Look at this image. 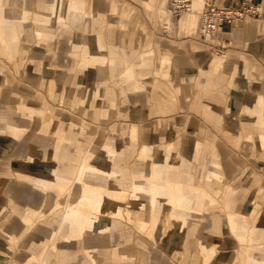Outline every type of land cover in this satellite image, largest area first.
Here are the masks:
<instances>
[{
  "label": "crops",
  "instance_id": "crops-1",
  "mask_svg": "<svg viewBox=\"0 0 264 264\" xmlns=\"http://www.w3.org/2000/svg\"><path fill=\"white\" fill-rule=\"evenodd\" d=\"M40 1H42L41 4L43 5V8L47 10L45 15L48 14V16L41 17L36 13L33 19L35 21V25L38 27L35 31V36L43 42L49 43L52 39V32L49 30V28L54 26V22H63L64 20L72 21L76 30L80 29L81 26L82 28L87 29L83 34L85 37H90L92 35L91 32H93V29L94 31H96L95 29L99 30L98 36L94 38L95 47L93 49L86 47L80 48L81 43H77L76 39H73L72 42L71 54L78 60L76 65L78 66L80 76L82 73L85 74L87 69L86 82L88 84H95L98 82L96 84V89L88 88L84 92L82 101L84 104L97 106L106 100L110 102L109 106L112 107L111 101L115 96V90L113 88H109L108 86L107 88L101 87L106 86L107 84V68L101 66H99V68L92 67L95 65H102L104 61L103 52L107 50L105 45L108 41L110 44V47L107 50L108 53L121 54L120 59L117 60L115 65H109L108 69L110 68L112 70V68H115L117 74L125 72V68L129 70L126 73L127 82H125L123 79L119 81V85L124 84L123 87L121 86L119 88L120 97L124 99V96L126 97L127 93L133 91L137 87L138 78L136 79V77L142 75L141 68L147 66L149 61L143 60L141 65H138V63H132L131 66H126L125 58L128 57L126 56L123 46L126 44V42L121 41V44L118 46L112 45V38L115 34L111 28H108L109 26L107 27L103 20V15H100L99 12L96 13V15H92V6L90 0H54V3L51 2V0ZM119 2L114 0L110 1L108 11H110L112 15H116L118 17V23L114 26H116V28L120 31L125 30L127 26L136 28L139 23L142 29L147 27L144 18L140 14L141 11L138 8L141 3L143 4V7L146 11L153 12L154 18L158 23L160 22L164 25H167V27H171L169 16L167 18L157 13L155 8V6H157V0H137L136 6H131V8L126 6L129 4L127 1L120 0ZM164 2L166 3L167 0H163V3ZM194 2L195 0H192V4L179 21V29L190 32L197 31L198 11L195 12V14H189L192 12L191 8L193 7ZM214 2L218 5L228 3L231 6H239L245 2H250L251 5H254L258 8L260 15L244 16L234 24L224 26L220 36H222L221 41L227 43L229 48L231 47L230 45H237L243 48L245 47L244 45L247 44L253 53L258 50L264 55V42L261 41L264 39V26L256 29L254 26H248L249 24L247 22V20L253 22H264V14H262V9L264 10V0H214ZM6 3H15L18 7L24 8V6L27 5L28 0H0V46L2 47L3 53L9 59L13 60L18 53V31L13 22L4 17L2 14V5ZM61 7L66 13V16L64 15L62 19L59 15H57ZM134 9L136 11H134ZM27 11L28 10L26 9L20 10L17 13L19 16L18 19L24 20L28 16ZM85 16H92V19H84ZM28 30L29 29H27L26 26L23 27L22 30L24 38L27 42L31 41L29 36H32ZM58 35H61L62 37L54 44V46L57 48L56 59L61 61L63 60L64 62L65 53L69 47V37H73L74 35L73 33L63 29H61V32L58 30L56 31V36ZM153 38L159 39V36L154 35ZM172 40H175V38H172L171 42ZM159 42L160 41H158L157 44L161 43ZM167 42L174 45L176 44L174 42ZM256 42L259 43L255 44ZM205 48L208 47H205L202 42L201 44L191 42V45L187 47V50L195 51L200 55L201 58H203L204 53L207 52ZM30 49V56L28 58L30 60H34L35 64L37 62L38 68L43 62L42 70H46L48 64L51 62L49 59L50 56H47L44 50L38 46L31 45ZM161 50L166 52L165 57L162 52L160 53ZM151 52L153 54L156 52L155 55L151 56L156 60L155 74L160 76L159 64H161L162 60H165L164 63L167 62L166 75L167 78H171L172 62L170 59V52L168 50L159 48L156 49V51L151 49ZM97 53H100L98 59L95 62L90 61L89 57L93 54L96 55ZM135 54L136 52L131 51V54L129 55L130 58H128V60L134 58ZM151 57L149 58L150 63L152 61ZM245 57H239L238 63L233 65L234 67L231 70L230 77L227 80V84L230 87L234 82L235 74L240 72L241 78H239L238 84L239 86L243 87L242 89L238 91L235 90L231 93L233 98L242 99V103L236 111L228 109V118L226 121L229 128L228 130L231 132L232 139L234 140V147H237L239 142L244 138L246 142H253L250 147L264 152V92L259 93L253 87L246 86L251 67ZM224 58L225 56H210L205 63L206 69L203 71L205 76L211 78L216 75L218 70L224 64ZM173 62L182 73H184V70L188 67V62H185L183 66L180 65L178 56L173 58ZM57 64L62 65L63 63ZM2 70L3 69L0 65V72H2ZM65 77L66 75L63 68L56 69L54 82L57 86V91L59 90V87L64 86ZM75 81L77 80L75 79L74 82ZM110 81L112 82L111 79ZM216 83L218 84V82ZM37 85L38 80L35 77V72L25 71L23 69L21 70L20 67L15 69L10 68V75L6 76V78L0 75L1 161L9 157L11 153L10 149L12 147H15V149L17 148V151H26V148L29 150L35 149L31 146L33 143L28 145L26 138L24 137L23 139L21 138L19 143L16 145L15 141L18 140V138L23 135L25 131L28 134H35L37 131H42L43 133L48 132V121H46V123H44L41 128V120L36 119L38 117L37 114L42 112L41 109L23 103L26 102V100H32L31 91L37 90ZM47 86L49 93H51L53 90V83L51 82L47 84ZM20 99L24 100L21 102V104L19 103ZM150 100L152 102L150 109L151 115L168 114L170 112V107L172 106L170 105L169 99L166 98V100H160V97L157 94H151ZM167 102H169V104L166 109L164 107H166ZM203 107V115L208 120L213 122L219 121V107H216L211 103H204ZM143 115L144 113L140 114V116ZM62 117L67 118L66 122L68 123V126L65 131L59 130V132H56V143L52 150H57V152L65 155L66 157L62 156L63 158L61 160L52 157L54 161H51L47 167L41 166L39 164L32 165L33 163L36 164L32 157H30L29 160L17 161V165L21 170L24 171L22 173L20 172V175L23 176L20 185H18V187L15 186L16 188L11 189V191L8 190V193H5L6 195L0 191L1 207V204H3L5 200L6 203L11 202L15 204L19 212L24 209L19 214L17 219L12 218V220L3 224L2 228L5 229V231H2L1 234L6 235V239L3 241L0 238V244L15 243L20 238V236L23 235V233L34 227L30 224L31 219L39 217L37 222H42L49 216L51 212H53V206L55 205L56 213H54V215H59L64 207L67 206L73 211L82 210L88 217L87 221L83 223L75 220L73 216L69 219L70 223L69 220L66 221L67 225L64 227L71 230V233H73L72 235H75V231L77 229L80 230V227H86L88 229L103 227L107 229L111 227L124 228L123 224L132 225V228H134L136 232L142 234L148 242L150 241V244L156 247V250H153V256L148 257L149 264H177L172 261L169 256H165V254L163 255L162 252L167 254L173 253L174 248L178 244V238L182 240L183 249H185L184 252H188L186 244L184 245L183 242L186 241V238L193 236L194 234H196V256H183L184 263L182 264H264V259L258 258L256 256L258 254L254 251H251V246L256 243V240L259 239L261 235H264V222L258 225L256 224L257 214L264 213V207H262V202L264 200V186L260 185L259 181L255 179L248 187L239 188L236 183V181H238V177L228 180L221 171L220 157L216 147L213 146L212 148L208 149L202 140H200V138H198L192 132V125L187 123V125L182 127L177 142H173L170 139H165L166 137H164L162 138L160 144L154 143L153 141H150L148 144H141L139 141V125L136 123H129L127 128L121 131L123 139L126 140L125 144L121 139H116L114 135L111 134L104 138L100 146H94L90 140H85L83 137L84 135H87V125L74 122L66 115H63ZM257 118H261V124L258 123ZM167 129L168 127L161 129V134L164 133V130L168 131ZM112 131H115V129H112ZM117 148H119V150ZM146 148L152 149L157 154L159 153V150H164L162 153H164L166 158L168 157L169 161L173 162L172 166L177 167L180 165L178 167V172L180 175H182L181 178L183 183L189 187L194 186L196 188V192L203 194V196H201L203 199L201 205H192L191 203L184 205L176 201L173 206H170L171 212L177 213L179 215L177 216L178 222L176 223L177 233L166 232L169 221L168 216H166L164 218H159L158 220V225H160L162 228L158 237L154 234L153 237L148 235V229L153 228V226L150 225L152 219L148 214V212H151V210L148 207L147 196H149L151 193H155L158 198H156L157 205L155 206L154 210L160 213L166 208L162 203H160V198L165 197L168 193H172V197L175 199L180 197L179 194L181 193H188L190 196L191 190L190 188H188V190H178L172 187L169 188L170 190H164L160 187L156 188L155 191H150V193L145 182L152 178L153 168L156 167H154L156 156L154 154L150 155V163L147 164L146 160L140 157V151ZM167 148L168 153H166ZM186 149H189V155H185L183 153ZM80 163L87 164L89 166H103L106 171V176L91 172L82 174L80 179L87 186L92 188V190H84L88 192V203L80 200L79 204H76L74 200L76 195V183L74 179H71L69 176L67 179H64L66 176H64V173L61 171L65 170L68 165H72L75 166V169L72 173H76V166ZM125 163L129 164L131 167L124 165ZM0 165L2 164L0 163ZM212 165H216V169H213ZM3 170L6 171V169ZM28 170H34L37 173L34 174L32 171L28 172ZM161 172L166 176L172 175V171H169L166 166L161 167ZM4 173L5 172L2 174L4 175ZM5 174L7 176H12V173L10 174L9 172ZM122 175H124V177ZM212 176H214V178ZM207 178L211 180L210 185L213 187V190L206 188L204 182ZM133 180H137L136 184L133 183ZM98 185L102 194L101 202H99L100 204H97L93 198L95 191L99 190ZM135 185H140L142 188L135 189ZM136 191L139 192L135 195L134 202L136 204L129 207L128 202L133 195L132 193H135ZM111 193H120L125 197L123 200H110L108 199V194ZM245 196H247L248 199L253 196L254 198L258 199L262 198V200L259 205H255L254 202H250L247 199L245 205H240V198H245ZM142 200L146 202L144 203L143 208L139 206ZM225 200H228V206H225ZM44 206H46V212H42L41 210V208ZM97 206L101 207L99 213L109 214L106 218L108 219V222L109 220L114 219V217H118L117 220L114 219L117 224L112 226V222H110L111 224L108 226V222H106V220L105 222H97L96 220H93V217H96L95 214L97 212ZM117 209L119 210L117 211ZM211 209H218V211H215V213L208 211ZM1 212L2 211H0V213ZM127 213H130L131 215H127ZM138 213H145L143 214V220L138 219ZM221 217H224L225 219L224 226L221 225ZM28 221L30 222L29 224ZM42 223H45V225H47L50 229H53L57 227L58 219H56V222L53 223L54 225H51L52 223L49 224L47 221H43ZM206 223H209L208 233L203 232L204 228L206 227L204 224ZM63 224L61 225V228H64L62 227ZM53 230H51V233H53ZM220 230L222 233H227L232 238V249H228L227 245L221 243L220 240L222 234L220 233ZM91 235L93 239H95V231H93ZM131 236V233L129 234L126 232L125 235L121 236L120 240H128L131 238ZM241 237H243V240H241ZM42 240L44 239H41V241ZM24 244L26 249L29 251L24 250L21 252V254L14 253L12 255L7 251L6 248L0 246V264H2L5 258L7 259L9 256H14V259L18 261L15 262V264H49L52 261L61 264L74 261L76 258V256L72 254L74 252H70L69 249L66 248H60L58 245L56 247L57 250L60 252L68 251L70 254H64L60 252H50L49 254V252L44 251L40 240L38 242L30 240ZM58 244H75L76 247L81 249V242L75 238H72L70 241H61ZM117 245L118 243H115L111 246L112 251L110 253L112 256L103 257H114L116 259H118L117 257L124 258L121 253L117 252ZM226 248L227 250H225ZM203 252L206 256L203 254ZM83 253V255H85V252ZM94 253L95 245H88L86 255H89L88 257L91 258H96ZM119 262V264H123L122 259H120ZM76 264H85V260L81 259L80 261H77Z\"/></svg>",
  "mask_w": 264,
  "mask_h": 264
},
{
  "label": "rangeland",
  "instance_id": "rangeland-1",
  "mask_svg": "<svg viewBox=\"0 0 264 264\" xmlns=\"http://www.w3.org/2000/svg\"><path fill=\"white\" fill-rule=\"evenodd\" d=\"M110 1L112 0H90L92 6V15H96V13L98 12L100 13V15H103V20L106 23L107 27L109 26L108 28H111L115 34L112 38L113 46L120 45L121 41L126 42V44L123 46L128 58H130L129 55L131 54V51L136 52L134 58H131L130 60H128V58H125L127 67L131 66L132 63H138V65H141L143 60L149 61V64L147 66L141 68L142 75L136 77V79L138 78V88L136 87L133 91L127 93L126 97L124 96L123 99L122 97H120L119 88L121 86L123 87L124 84L119 85V81L123 79L125 82H127L126 73L129 70L125 68V72L117 74L115 68H112V70L110 68L108 69L109 65H115L117 60L120 59L121 54L108 53L107 50L109 49L110 44L109 41L106 42L105 48L107 50L103 52L104 61L102 65H95L92 67L99 68V66H101L107 68V84L106 86L101 87L107 88L108 86L109 88H113L115 90V96L111 101L112 107L109 106L110 102L106 100H104L102 104H98L97 106L86 105L82 102L84 92L88 88L96 89V84L98 82L95 84H88L86 82L87 69L85 71V74L82 73L80 76L78 66L76 65V62L78 60L71 54L73 39H76L77 43H81L80 48L86 47L93 49L95 47L94 38H96L99 33L98 29H95L96 31H94L93 29V32H91L92 35L90 37H85L83 36V34L87 29H84L81 26L80 29L76 30L73 26L72 21L64 20L63 22H54V26L49 28V30L52 32V39L49 43H46L35 36V31L38 27L37 25H35V21L33 19L36 13L41 17L48 16V14L45 15L47 10L43 8V5L41 4L42 1L28 0V3L24 6V8L18 7L15 3H6L2 5V14L4 15V17L11 20V22H13V24L17 27L18 53L16 54L15 59L11 60L3 53L2 47L0 46V65L3 69L2 72H0V75L6 78V76L10 75V68L15 69L19 67L21 68V70L23 69L25 71L35 72V77L38 80V89L31 91L32 100H26V102H23L24 100L20 99L19 103L21 104V102H23L26 103V105H32L35 108L41 109L42 112L37 114L38 117L36 119L41 120V128L43 124L48 121L49 129L47 133L37 131L35 134H28L25 131L24 134L15 141L17 145L20 139H23L24 137L26 138V142L28 145H31V143H33L31 146L35 149L29 150L28 148H26V151H17V148L15 149V147H12L10 149L11 153L9 157L2 161L0 160V163L2 164L0 165V191L5 194L8 193V190L11 191V189H14L18 187V185H20L21 180L23 179V176L20 175V172L22 173L24 171L21 170L17 165V161L29 160L30 157H32L36 162V164L33 163L32 165L39 164L46 167L51 163V161H54L51 156V151L56 143V132H59V130L65 131L68 126V123L66 122L67 118L62 117L63 115H66L70 120L74 122L87 125V135H84L83 137L85 140H90L94 146H100L104 138L107 135L111 134L114 135L116 139H121L125 144L126 140L123 139L121 131L126 129L129 123H136L139 125V141L141 144H148L150 141L160 144L162 138L164 137H166L165 139H170L173 142H177L182 127L187 125L188 123L192 125V132L198 138H200V140H202V142L208 149L212 148L213 146L216 147L220 157L219 159L221 171L228 180L233 179L234 177H238V181H236V183L239 188L248 187L255 179L259 181L260 185L264 186V152L250 147L253 142H246L244 138L239 142L237 147H234V140L232 139L231 132L228 130L229 128L226 121L228 118V109L236 111L242 103V99L233 98L231 96V93L233 91H238L243 87L239 86L238 84L239 78H241L240 72L235 74L234 82L230 87L227 84V80L230 77L231 70L234 67L233 65L238 63V59L240 56H246L245 58L248 60V64L251 67L246 86L253 87L257 92L262 93L264 92V55L258 50L253 53L249 49L247 44H245V47L243 48L237 45H230L231 47L229 48L227 43L221 41V32L215 33L214 36L207 37L206 40L200 38L198 35V28L200 26L202 18L201 6L194 7L193 4V7L191 8L192 12L189 13L195 14V12L198 11L197 31L190 32L178 28L179 21L185 15V12H183L180 16L175 17L171 13L170 9L171 0H167L166 3H163V0H157V6H155L157 13H159L161 16L167 18L169 16L171 27H167V25H164L160 22L158 23L154 18L153 12L146 11L143 7V4L141 3L138 8L141 11L140 14L144 18L147 27L142 29L139 23L136 28L127 26L125 30L120 31L116 28V26H114L118 23V17L116 15H112L110 11H108ZM114 1L119 2L120 0ZM121 1H127L129 4L126 6L130 8L131 6H136L137 2V0ZM51 2L54 3V0H51ZM119 3L122 4L121 2ZM243 4V6H245L251 3L245 2ZM241 5L232 7L240 8ZM22 9L28 10V16L24 20L18 19L19 16L17 14ZM134 11L136 10L134 9ZM65 14L66 13L61 7L57 15H59L62 19ZM262 14H264L263 9ZM243 16L245 15L243 14ZM90 18L92 19V16H85L84 19ZM247 22L249 24L248 26H254L256 29L264 26V22H253L249 20H247ZM25 26L27 27V29H29L28 32H30L32 35L29 36V38H31V41L29 42L25 40L23 35L22 30ZM61 29L73 33L74 35L73 37H69V47L67 48V52L65 53L64 62L63 60L61 61L56 59L57 48L54 46L55 42L62 37L61 35L56 36V31L58 30L59 32H61ZM154 35L159 36L160 40L158 38L154 39ZM172 38H175V40H172V42L176 43V46L167 42H171ZM158 41H160L161 43L159 42L160 44H157ZM200 41L205 45V47H208L205 48L207 52L204 53L203 58H201L197 52L187 50V47L191 45V42L201 44ZM261 41L264 42V39H262ZM258 43L259 42H256L255 44ZM31 45L42 48L45 54L47 56H50V58H48L51 60V64H48L46 70H42L43 62L41 63L42 65L38 68L37 62L35 64L34 60H30L28 58L30 56ZM158 48L168 50L170 52L169 54L172 62L171 78H167L166 75L167 62L159 64L160 76L155 74L156 60L151 56L155 55L156 52H154L153 54L151 52V49L156 51V49ZM161 52L165 57L166 52L162 50L160 51V53ZM214 55L225 56L224 64L218 70L216 75L209 78L205 76L203 71L206 69L205 63L208 58ZM176 56H178L180 65L183 66L185 62H188V67L186 68L187 70L181 68L186 73L180 72V69H178V67L174 64L173 58H175ZM150 57L152 59L151 63L149 60ZM57 63L63 64L58 65ZM58 68H63L67 78H64V86L59 87V90L57 91V86L55 85L54 80L56 69ZM75 79L77 81L74 82ZM110 79L112 80V82L110 81ZM51 82L53 83V90L51 93H49L47 84ZM216 82H218V84ZM151 94H157L160 97V100H166V98L170 100V105L172 107H170L171 109L168 114L151 115ZM204 103H211L220 108V119L218 122L210 121L203 115ZM168 104L169 102L166 103V107L164 108L167 109ZM139 113H144V115L140 116ZM166 127H168V131L164 130V133L161 134V129H164ZM112 129H115V131H112ZM3 169H6V171H4ZM30 171H32V173L34 174L37 173L34 170H28V172ZM3 172H9L10 174L12 173V176H7L5 173L3 175ZM247 199V196H245V198L241 197L240 205H245ZM1 205L2 207L0 206V211L2 212L0 213V238L5 241L6 235L1 234L2 231H5V229L2 228L3 224L12 220V218L17 219L19 214L24 209L19 212L15 204L11 202L6 203L5 200ZM262 207H264V200L262 202ZM41 210L42 212H46V206L41 208ZM100 210L101 207L97 206V212L95 214L96 217L92 216L93 220H96L97 222H105L109 214L99 213ZM208 211H212L213 213H215V211H218V209H211ZM54 213H56L55 205L53 206V212H51L49 216L43 221H47L49 224L52 223L51 225H54L53 223L56 222L54 216L58 215H54ZM114 219L117 220L118 217H114ZM37 220H39V217L31 219V223L28 221V224L30 223L34 227L23 233V235H21L15 243L0 244V246L6 248L11 255L14 253L21 254V252L24 250L29 251L28 249H26L24 243L30 240L34 242H38L40 240L41 245L43 246L45 251L49 252V254L50 252H60L56 248L57 245L60 248H66L69 249L70 252H74L72 253L74 254V256H76L74 261L61 264H76V262L80 261L81 259L85 260V264H119L120 259L123 260V264H149L148 257L153 256V252L156 250V247L150 244V241L148 242L142 234L136 232L135 229L132 228V225L123 224L124 228L120 227L116 229L113 227H111L110 229H105L103 227L96 229L80 227L81 229L77 233H75V235H72L71 230L64 227L67 225V222H65L62 226L64 228H61V231L54 237H52L51 230H53L54 228L50 229L47 225H45V223H42L43 221L37 222ZM111 220H109L108 226L110 225ZM220 222L221 225L224 226V217L220 218ZM204 225H206V227L204 228V230H202L204 233H208L209 223H206ZM93 231H95V239H93L91 235ZM126 232H128L129 234L131 233V238H129L128 240H120L121 236L125 235ZM220 233L222 234L220 240L221 243L227 245L228 249H232V238L227 233H222L221 230ZM72 238H75L76 240L81 242V249L76 247L75 244H58L61 241H70ZM41 239L44 240L41 241ZM195 240L196 234H194L193 236H189L188 238H186V241L183 242L184 245L186 244V248L188 249V252L186 253L184 252L185 249H183L182 240L180 238L177 239L178 244L174 248L173 253H162L163 255L165 254V256H169L170 259L175 263L182 264L184 263L183 256H196ZM115 243H118L117 252L121 253L124 258L117 257L118 259H116L114 257H103L112 256V254L110 253L112 251L111 246ZM88 245H95L94 255L96 256V258H91L88 257L89 255H86ZM225 250H227V248ZM70 252L61 251L60 253L70 254ZM83 252H85V255H83ZM122 253L125 255H123ZM256 256L260 259H264V257L258 255ZM15 262L18 261L14 259V256H9L7 259L5 258L2 264H15ZM49 264L59 263L52 261Z\"/></svg>",
  "mask_w": 264,
  "mask_h": 264
},
{
  "label": "bare ground",
  "instance_id": "bare-ground-1",
  "mask_svg": "<svg viewBox=\"0 0 264 264\" xmlns=\"http://www.w3.org/2000/svg\"><path fill=\"white\" fill-rule=\"evenodd\" d=\"M204 2L205 0H195L194 2V7H199V6H204ZM100 53H97L96 55L93 54L92 56L89 57L90 61H96L99 57ZM165 60H162L161 63H163ZM257 121L259 124H261V118H257ZM131 142V141H130ZM119 150V148H117ZM189 149L184 150V154L185 155H189L190 153L188 152ZM164 150L160 151L159 153H155L152 149L150 148H146V149H142L140 151V157L144 158L146 160V163H150V155L154 154L156 156L155 161H154V167L153 171H152V178L149 179L148 181H146L145 183L147 184L148 188H149V192L150 191H155L156 188H163L164 190H170L169 188H176V189H187L190 188L191 190V195L189 196L188 193H181L179 194L180 197H178L177 199H175L174 197H172V193H168L166 194L165 197L160 198L161 202L166 208L164 211L162 212H157L156 210H154L155 206L157 205V201L156 198H158L155 193H149L150 195L147 196L148 199V207L150 208L151 212H148V214L150 215L152 221L150 222V225L153 226V228H149L148 229V235L153 237V234L155 236L158 237L160 231H161V226L158 225V220L159 218H164L166 216H168V229L166 230V232H175L177 233V226L176 223L177 221V216H179L177 213H172L170 206H173V204H175V202L177 201L180 204H184V205H188V204H196V205H201L202 202V197L203 194H201L200 192H196V188L193 187H189L187 186L185 183H183V180L181 178L182 175L179 174L178 172V167L180 165L176 166H172L173 162L168 160V157L166 158L164 153H162ZM168 153V148H167V152ZM195 155V154H194ZM51 156L57 158L58 160H61L63 157H66L65 155L60 154L59 152H57V150H52L51 151ZM63 156V157H62ZM124 165H128L129 164H124ZM162 166H166V168L169 171H172V175L170 176H166L164 174H162L161 172V167ZM131 167V166H130ZM213 169H216V165H212ZM75 169V166L72 165H68L65 170H62L61 172L64 173L63 175L67 177H71V179H74L76 185V195H75V202L76 204H79L80 200L85 201L86 203H88L89 201V197H88V192L84 191V190H92L90 189L89 186H87L80 178L82 176V174L85 173H95V174H99L102 176H106V171L105 169L102 167H98V166H94V165H87V164H78L76 166V173H72L73 170ZM124 177V175H122ZM134 176V175H132ZM214 178V176H212ZM69 180V179H68ZM137 180H133V183L136 184ZM211 180L209 178H207L204 182L206 188L213 190V187L210 185ZM192 186V185H191ZM99 185H98V189H99ZM136 188H142V186L140 185H135V189ZM81 195H80V193ZM101 190L99 189L98 191H95V194L93 196L94 200L99 203L101 202V198H102V194L100 192ZM139 192L136 191L135 193H132V197L130 198V201L128 202L129 207L131 205H135L136 203L134 202L135 200V195L138 194ZM145 194V193H144ZM250 194V193H249ZM125 196H123V194L120 193H111L108 194V199L110 200H123ZM262 198L258 199V198H254L253 196H251L248 201L250 202H254L255 205H259L261 202ZM82 203V202H81ZM144 203H146L144 200H142L140 202V207L143 208L144 207ZM229 202L228 200H225V206H228ZM81 206V204H80ZM119 209H117L118 211ZM145 214V213H143ZM141 213L137 214L138 219H144V216ZM127 215H131L130 213H127ZM74 217L75 220L83 223L85 221H87L88 217L86 216V214L82 211H73L72 209H70L69 207H64V209L62 210V212L59 213V215L54 216L55 220L58 219V224L57 227L54 228L53 233H52V237H54L57 233H59L61 231V225L63 223H65L67 220H69V217ZM106 222H108V219H106ZM112 222V226H115L117 223L115 222V220H111ZM264 222V213L262 214H257L256 216V224H261ZM184 223V222H183ZM111 224V223H110ZM151 226V227H152ZM110 229V228H109ZM116 229V228H115ZM79 230L77 229L75 232L77 233ZM114 231V230H112ZM73 234V233H71ZM68 238V237H65ZM241 240H243V237H241ZM45 251V249H44ZM251 251H254L255 253H257L260 256H264V235H261L259 237V239L256 240V243H254L251 246ZM203 254L205 255V253L203 252ZM206 256V255H205ZM206 260V258H205Z\"/></svg>",
  "mask_w": 264,
  "mask_h": 264
},
{
  "label": "built area",
  "instance_id": "built-area-1",
  "mask_svg": "<svg viewBox=\"0 0 264 264\" xmlns=\"http://www.w3.org/2000/svg\"><path fill=\"white\" fill-rule=\"evenodd\" d=\"M192 0H171V13L177 17L183 12H186ZM240 8H234L228 3L218 5L214 0H205L201 10V23L198 28V35L204 40L207 37L214 36L215 33H220L224 26L232 25L245 16L260 15L257 7L247 4Z\"/></svg>",
  "mask_w": 264,
  "mask_h": 264
}]
</instances>
